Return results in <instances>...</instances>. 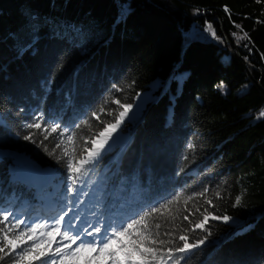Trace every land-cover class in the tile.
Returning <instances> with one entry per match:
<instances>
[{"label":"trees","instance_id":"obj_1","mask_svg":"<svg viewBox=\"0 0 264 264\" xmlns=\"http://www.w3.org/2000/svg\"><path fill=\"white\" fill-rule=\"evenodd\" d=\"M0 152V210L44 198L12 179L29 165L108 228L140 220L116 248L144 264H264V0H0Z\"/></svg>","mask_w":264,"mask_h":264},{"label":"snow or ice","instance_id":"obj_2","mask_svg":"<svg viewBox=\"0 0 264 264\" xmlns=\"http://www.w3.org/2000/svg\"><path fill=\"white\" fill-rule=\"evenodd\" d=\"M127 11H128V8L124 7L122 9V14H127ZM213 35H214V33H213ZM130 107H131V105L125 106V111L120 113L121 119L126 114L128 108H130ZM120 122H121V120L118 119L115 125L106 126L104 128V130L99 133V135L101 137H104L105 133H108L110 135L111 133L109 132V128L114 130L115 127L118 126V124ZM27 127L35 128V129L39 130L41 128V124L40 123L29 124V125H27ZM51 131L52 132H56L57 131L56 127H53L51 129ZM25 139H31V137L25 136ZM69 139H71V137ZM106 140H107V138H105V140L103 142H106ZM95 143L96 142L93 141V149L95 148ZM101 146H102V144H101ZM189 147H191V145H189ZM92 154H93V150H89V156L90 157L92 156ZM86 163H88V161H81V164H86ZM69 167L71 168L72 172H74V173H79L80 172L79 168L72 167L71 164H69ZM73 182H75V181H73ZM68 191L72 192L73 189L69 188ZM235 203L237 205H239V203H240V198L239 197L236 198ZM10 215H11V212L8 211V210H5L2 218H0V224H2L4 222H9V216ZM65 215H67V213H65ZM145 215H148V213H146ZM60 219L63 220V216H61ZM141 219H143V217H141ZM185 219H187V217H185ZM207 219H208V217L205 216L204 221H201L200 223L196 224V227L203 229L204 222L207 221ZM212 219H219V217L213 216ZM223 219L225 221H228L230 219V217L224 216ZM23 223H24L23 220L17 221L16 223L9 222L8 225H7V228H0V232L4 233L3 239L5 241H7L6 244L0 243V253H3L5 251V248L9 247V246H12L11 247V251L15 252V247L19 246V245L15 244V241L19 240L21 236L25 235V233L24 232H20V234L18 236H13L10 239L8 237V235H7V230L8 229H12V228H16V227H18L19 224H23ZM138 223H140V220H135V219L132 220L126 226L122 227L119 231H115V232L111 233L110 236H107L100 243H97L96 241H91V242H88V243H84L82 241L80 243V245L77 246L73 250L71 255L73 257H75L77 253L91 254V253H95V252L99 251V254H100L99 258H101L102 260L112 259L114 261H117L118 264H126L127 261H136L139 258L141 264H144V262L148 259V257L142 256L140 254V249H143L146 252L153 253L151 258L155 259L156 258L155 257V250L150 248V247L149 248H145L142 240H140V239H131V238H129V242H130L131 246H125V247L116 248V249H114V247H113L114 245H117V239L118 238L126 237V234L128 233V230L132 229L134 227V225H136ZM37 227L43 228L44 225H38ZM157 227H159V225H157ZM35 231H36V227H29L27 229V232L35 233ZM95 231L97 233H99L101 231V229L100 228H96ZM53 233H55L56 235H59L60 234V229L59 228H54L52 230V232H49L48 234L51 236V235H53ZM89 235H91V233H89ZM28 238L32 239L31 236L28 237ZM78 238H79L78 236L69 237L67 235V233L64 234V239L65 240L70 239L72 244H75ZM53 239H55L54 236H53ZM179 239L181 241H184L182 246H180V247L175 249V251L179 252V253H186L188 251H191L193 248L197 247L199 244H203L204 243L203 239H200V240H198L195 243H189L188 242V238L186 236H184V235H181L179 237ZM160 243H164V242L161 241ZM39 246H40L39 244H35L34 243L32 245V248H38ZM66 247H70V245H67ZM59 253H60V250L57 249V254H59ZM29 254H30V250H22V253L19 255L18 259L13 262V264H19V261H22ZM37 258H39V257H37ZM64 258L66 259L67 257H64ZM0 259H2V257H0ZM51 264H58V262L53 260L51 262ZM89 264H92V262L89 261ZM177 264H179V262H177Z\"/></svg>","mask_w":264,"mask_h":264},{"label":"rangeland","instance_id":"obj_3","mask_svg":"<svg viewBox=\"0 0 264 264\" xmlns=\"http://www.w3.org/2000/svg\"><path fill=\"white\" fill-rule=\"evenodd\" d=\"M45 32L41 31L39 32V37L34 41V45H36L37 43L42 41V38H45ZM4 63V62H3ZM2 63V64H3ZM1 64V65H2ZM138 107L134 108L133 110L130 111V114H134L135 112L138 111ZM107 144V140L106 142H102V146H105ZM12 179L14 178V180L16 181H28L30 183L35 182L36 186L38 187L39 185L43 184L45 182V180L47 178H49L52 175V172L48 171V170H43V169H39L33 166H26L24 167L22 170H15V168H12ZM11 172V173H12ZM21 208L19 210H22L23 214H14L12 215L11 221L13 223H16L17 221L23 220L24 223L23 224H19L18 226L21 227L25 233H26V242L29 241V250H30V255L35 256V257H43V258H55L58 257V264H68V261L71 260H79L82 257L80 256V253H77L75 257H73L71 255V253L73 252V250L77 247L76 245H72L70 247H66L65 242H59L57 245L56 243L53 245L52 240H53V236H57L55 233H53V235H49V232H52V230L54 228H59L60 231L61 230H65L68 231V229H66L67 223H66V216H63V220L60 219L61 216L53 219L52 221H44L42 223H39L37 219L31 218L30 212L28 211V204L27 202H22ZM28 211V213H27ZM20 212V211H18ZM4 213V212H3ZM38 225H44L43 228H39L37 227ZM79 226V225H78ZM29 227H36V231L35 233H31V232H27V229ZM76 226H74L72 228V231L70 232L73 236H76V232H75ZM89 233H91V235H89ZM32 237V239H29L28 237ZM86 237L89 238L90 241H95V239L92 237V232L90 230H88L86 232ZM100 238V237H99ZM78 243L82 242L81 240H77ZM84 242V241H83ZM87 242V243H88ZM97 243L102 242L101 239H99L98 241H96ZM39 244L40 246L38 248H32L33 244ZM15 244L17 245H21L20 242H16ZM61 245H63V247H61ZM57 249L60 250V253L57 254ZM67 251V252H65ZM66 253L69 254V258H64L66 257Z\"/></svg>","mask_w":264,"mask_h":264},{"label":"water","instance_id":"obj_4","mask_svg":"<svg viewBox=\"0 0 264 264\" xmlns=\"http://www.w3.org/2000/svg\"><path fill=\"white\" fill-rule=\"evenodd\" d=\"M6 155L5 152H0V157H4Z\"/></svg>","mask_w":264,"mask_h":264}]
</instances>
